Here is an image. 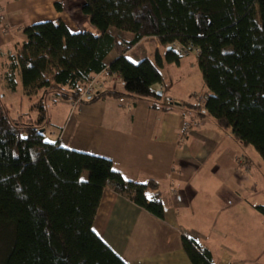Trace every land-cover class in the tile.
Returning <instances> with one entry per match:
<instances>
[{"label": "trees", "instance_id": "1", "mask_svg": "<svg viewBox=\"0 0 264 264\" xmlns=\"http://www.w3.org/2000/svg\"><path fill=\"white\" fill-rule=\"evenodd\" d=\"M80 11L96 35L71 33L60 19L35 23L22 30L10 57L9 89L17 71L25 96L42 94L30 108L35 119L25 122L10 117L0 94V264H125L93 231L107 187L164 218L155 182L125 181L107 159L44 141L50 102L127 96L167 112L175 106L160 102L168 88L163 71L194 56L207 90L199 115L264 163V0H81ZM110 29L131 34L132 42ZM143 37L156 39L164 54L158 48L132 63L126 54ZM110 53L116 58L106 64ZM105 69L123 92L106 90L110 81L79 100L85 83ZM181 244L191 264H214L194 240L182 237Z\"/></svg>", "mask_w": 264, "mask_h": 264}, {"label": "crops", "instance_id": "2", "mask_svg": "<svg viewBox=\"0 0 264 264\" xmlns=\"http://www.w3.org/2000/svg\"><path fill=\"white\" fill-rule=\"evenodd\" d=\"M0 8L5 15L0 58L4 49L17 51L22 30L40 23L36 21L60 19L71 33L78 32L72 9L62 0H0ZM134 48L140 49L143 60L151 58L159 46L156 39L143 37L130 51ZM111 54L106 64L116 58L108 60ZM196 69L194 56L165 67L168 88L160 102L170 97L175 106L167 112L127 96L91 104L57 100L48 110L50 122L44 133L53 137L51 143L109 160L125 181L158 185L163 220L109 187L103 192L93 231L125 264H191L182 249V237L208 249L214 264H264V199L258 197L264 194L262 169L236 151L235 147L247 146H240L229 130L223 132L199 115L202 104H195L196 97L207 90ZM192 74L198 86L190 80ZM118 83L109 84H116L115 90L110 86L106 90L122 93ZM189 121L198 126L185 130ZM229 139L234 145L224 143Z\"/></svg>", "mask_w": 264, "mask_h": 264}, {"label": "rangeland", "instance_id": "3", "mask_svg": "<svg viewBox=\"0 0 264 264\" xmlns=\"http://www.w3.org/2000/svg\"><path fill=\"white\" fill-rule=\"evenodd\" d=\"M62 1L65 2V5L67 3L68 8L70 7L72 9L71 17L73 18V21L75 22V24L78 26V32H90V33L95 34V35L97 34V31L90 25L87 18L85 16H83V14L80 11L81 0H62ZM2 15H3L4 20L2 22H0V30H2V32H4L2 28L5 29V15H4V13ZM45 21H46V19H43L41 21H36V22H45ZM110 32L112 35L119 36L120 38L123 37L124 40H126V42H128V43L132 42L133 36L129 33L118 32L114 29H110ZM151 52L152 51L150 50L149 56H150ZM154 52H155V50L153 51V54H154ZM4 53L5 54L2 55L0 58V94L5 99L4 102L8 108L10 117L14 120H19L21 118L23 122L26 121V118L35 119L36 113L31 112L30 108L32 105H35L40 100V96L42 93L39 92L36 97L33 96L31 98H28L27 96H25L23 93L20 76H19V73L17 71H15L12 74L13 82L15 84L14 90L9 89V81L6 79L5 75L8 73V68L10 65V57L14 56L16 51L12 47V51H10V53H6V49H4ZM160 53L163 55L164 50L161 49ZM113 57H115L114 53L111 54V56L108 58V60H110ZM126 58L135 64L140 62L142 60L140 57V49L134 48L132 51H130L128 53ZM196 71H197L196 75H198L199 72L197 69H196ZM196 75L192 74L190 77V80L192 81V83H194L196 86H198V83L196 82ZM200 81H202V79ZM121 87H122V84L118 83L117 89L121 90ZM111 88H112V90H115L116 84L112 85ZM200 96H201V94L199 95V97ZM199 97H196V99H197V101H195L196 105L199 104V101H198ZM52 104H53L52 102L48 103L49 108ZM227 134L230 135L229 132ZM44 141L46 143H49V142L51 143V142H53V137H51V135H49L48 133H46V134L44 133ZM229 142H231L230 139L225 140L224 143L228 145ZM231 144L234 145L233 142H231ZM235 149L239 153L244 154V157L246 155L250 161V164H252V166L254 168H261L262 169L261 173L259 175L261 177L262 183H264V163L262 162V160L260 159L258 154H256L250 146L243 148V150L241 148H240L241 149L240 150L238 147H235ZM241 156L243 159L244 158L243 155H241ZM85 178H86V175L84 174L83 179H85ZM258 197L260 198V200H262V199H264V194H262ZM262 228H264V227L262 226ZM248 248H250V247H248ZM262 251H263L262 253L264 254V248L262 249ZM262 256L263 255H261L260 257H262Z\"/></svg>", "mask_w": 264, "mask_h": 264}, {"label": "built area", "instance_id": "4", "mask_svg": "<svg viewBox=\"0 0 264 264\" xmlns=\"http://www.w3.org/2000/svg\"><path fill=\"white\" fill-rule=\"evenodd\" d=\"M2 14H3V12L0 8V22H2L4 20ZM110 81L112 83H117L119 81V77L117 75H110L108 73L107 69H105L101 74L94 76L91 80H89L85 83V86L82 90V93H81L79 100H83V99L92 97V95L96 91L104 89ZM205 99H206L205 95H201L199 97L198 101H199L200 105L201 104L203 105ZM164 102L166 105H172L173 104V100L170 97H164ZM197 126H198V123H196L194 121H189V122H186L184 124V129L189 130L191 127H197ZM263 225H264V220H263Z\"/></svg>", "mask_w": 264, "mask_h": 264}, {"label": "water", "instance_id": "5", "mask_svg": "<svg viewBox=\"0 0 264 264\" xmlns=\"http://www.w3.org/2000/svg\"><path fill=\"white\" fill-rule=\"evenodd\" d=\"M171 48H168V50H170Z\"/></svg>", "mask_w": 264, "mask_h": 264}]
</instances>
